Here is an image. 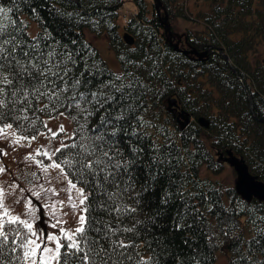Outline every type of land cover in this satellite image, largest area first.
I'll use <instances>...</instances> for the list:
<instances>
[{
	"label": "snow or ice",
	"instance_id": "obj_1",
	"mask_svg": "<svg viewBox=\"0 0 264 264\" xmlns=\"http://www.w3.org/2000/svg\"><path fill=\"white\" fill-rule=\"evenodd\" d=\"M10 3L18 10L16 0ZM58 43L50 33L29 38L13 8L0 2V141H8L9 149L17 151L30 149L40 136L48 139L47 146L23 156L18 175L0 163V174L8 176L0 177V264H161L164 249L157 251L162 246L158 238L156 247L148 243L147 257L137 251L136 238L146 233V227H140L134 215L137 209L122 202L135 190L139 170L143 168L147 181L143 190L164 180L160 210L181 202L172 225L175 231L187 230L184 216L191 215L194 223L202 216L193 200L212 211L218 190L185 196L180 191L183 176L174 179L177 161L169 159L176 151L172 145L161 157V150L151 144L144 159L140 146L144 138L133 125V121L142 123L136 114L143 107L139 103L141 90L146 89L142 79L130 71L116 75L89 65L95 53L86 44L73 40V47L61 45L58 50ZM105 74L108 79L100 84L109 92L99 95L92 90L93 81ZM101 109L103 115L90 125L89 118ZM73 113L80 115L73 132L63 124L57 130L49 127L48 120L55 116L67 114L76 120ZM7 155L9 150L0 147V158ZM53 181L66 187L57 190ZM60 192L66 193V199L59 198ZM133 202L138 204L139 198ZM65 207L77 217L74 229L63 226ZM237 211L247 212L256 234L242 249V237L237 238L236 260L231 264H264L260 259L264 215L258 214L264 208H234L232 214ZM186 264H202L199 253L193 252Z\"/></svg>",
	"mask_w": 264,
	"mask_h": 264
},
{
	"label": "trees",
	"instance_id": "obj_2",
	"mask_svg": "<svg viewBox=\"0 0 264 264\" xmlns=\"http://www.w3.org/2000/svg\"><path fill=\"white\" fill-rule=\"evenodd\" d=\"M132 1L135 8L123 27L133 35L134 43H128L119 29L122 0H16L18 10L10 0H0L4 7L13 8L29 38L50 33L59 42L58 50L61 45L73 47V40L77 45L86 44L95 53L89 65L116 75L130 71L142 79L146 89L141 90L139 103L143 107L136 112L142 123L133 121V125L144 138L140 145L144 159L151 144L161 150V157L164 149L172 145L176 151L169 154V159L177 161L174 179L183 176L180 191L185 196L208 188L218 190L212 211L207 204L193 200L202 216L195 223L191 215L184 216L182 223L187 230L182 227L175 231L172 225L181 202L177 200L160 210L164 180L143 190L147 181L141 168L135 190L122 201L137 209L134 215L140 227H146V233L136 238L137 251L147 257L148 243L156 247L158 238L162 246L157 251L164 249L161 264H186L193 252L199 253L202 264H224L217 259V249L224 246L228 252L225 264H231L236 260L237 238L242 237V249L256 234L247 212L233 215V209L257 205L264 208V201L245 199L234 185H223L216 177L202 173L201 168L205 164L218 171L223 164L220 152L231 148L264 180V0H206L209 8L202 14L205 26L189 29L179 39L178 47L164 23L166 13L168 20L173 13L186 15L183 7L177 9L178 0H162L163 10L156 7L154 0ZM32 21L36 23L33 32ZM86 27L107 34L119 58V69L111 67L97 44L86 36ZM183 48L205 52L196 55ZM107 79V74L98 77L92 90L106 95L109 89L100 81ZM173 96L178 104L175 109L168 106L167 100ZM183 109L192 118L181 127L177 117ZM202 114L209 118L208 126L199 122ZM73 115L74 131L80 115ZM100 115L102 109L89 118V124L95 125ZM137 198L138 204L133 202ZM260 259L264 260V256Z\"/></svg>",
	"mask_w": 264,
	"mask_h": 264
},
{
	"label": "rangeland",
	"instance_id": "obj_3",
	"mask_svg": "<svg viewBox=\"0 0 264 264\" xmlns=\"http://www.w3.org/2000/svg\"><path fill=\"white\" fill-rule=\"evenodd\" d=\"M153 0H150V3ZM177 9L183 7L185 10L186 15L183 14H172L170 18L171 26L175 31V38L174 40H179L183 34H186L191 31H195L197 29H202L205 26L203 22L204 19L202 18L203 11L209 8L208 3L206 0H178ZM135 8V4L132 0H122V4L120 7V16H119V29L124 26L126 18L123 19V15L126 12V15L131 14L132 10ZM163 10V8H161ZM196 17V18H195ZM123 19V21H122ZM124 28V27H123ZM122 28V29H123ZM31 31L33 32L36 29V23L34 21L31 22L30 26ZM190 29V30H189ZM194 29V30H192ZM86 36L90 38L93 42L97 44L100 48L103 56L107 59L108 63L111 67L119 69L120 68V61L112 46L109 43L108 36L105 32L96 33L92 31L90 28L86 27L84 29ZM47 120L48 117L45 116ZM49 127L53 130H57L60 124H63L66 131L71 133L73 131V122L72 119L67 116V114L63 117L55 116L54 118L48 120ZM209 141V140H208ZM48 144V139L46 136H40L36 141L32 143L31 148H22L18 149L17 151H11L9 149V142L6 140L0 141V147H4L5 149L9 150V155L0 158V163L6 166L8 172L18 175L20 170V161L23 159V156L27 154L29 151H33L36 148L45 147ZM215 149V148H213ZM216 150V149H215ZM39 158V157H38ZM221 162L223 161L220 158ZM27 171V169H24ZM35 170V169H33ZM202 173L209 174L215 179L219 180L223 185H234L236 179V170L234 167L227 161H223L222 167L218 171H214L210 169L205 164L202 165L201 168ZM53 175H55V171H53ZM0 177L7 179L8 176L6 174H0ZM53 185L57 190H60L62 187H66V183H57L53 181ZM27 187V185H24ZM60 199H66V193L60 192ZM17 211H22V208L17 206ZM61 212H66L67 215L63 216L64 219V227L68 229H74L78 226L77 217L73 215L70 209L67 207L61 209ZM40 227H48L49 231H53V229L48 226V224H41ZM217 259L220 263H226L228 260V252L224 246H220L217 249Z\"/></svg>",
	"mask_w": 264,
	"mask_h": 264
},
{
	"label": "water",
	"instance_id": "obj_4",
	"mask_svg": "<svg viewBox=\"0 0 264 264\" xmlns=\"http://www.w3.org/2000/svg\"><path fill=\"white\" fill-rule=\"evenodd\" d=\"M155 5L157 8H160L162 5V0H155ZM164 23L166 29H170V22L168 21V14H165ZM124 37L128 42H133V36L128 32H124ZM178 47V43L174 42ZM185 51H194L199 55H202L205 50H198L196 48H183ZM175 104V105H174ZM177 105L176 98L168 97V106L171 109H175ZM178 121L181 127H184L186 123L190 120V112L186 111L185 109L179 110ZM199 122L208 126L209 125V118L206 115L198 116ZM223 158L226 159L231 165H233L234 169L236 170V179H235V188L238 193H240L246 199H251L253 196L264 200V180L259 178L258 175L252 173L249 170V166L245 159L242 156L237 155L233 152L231 148L227 149V154H223Z\"/></svg>",
	"mask_w": 264,
	"mask_h": 264
}]
</instances>
